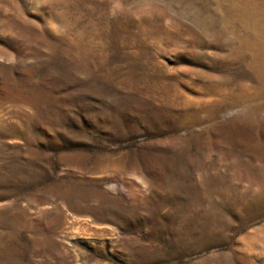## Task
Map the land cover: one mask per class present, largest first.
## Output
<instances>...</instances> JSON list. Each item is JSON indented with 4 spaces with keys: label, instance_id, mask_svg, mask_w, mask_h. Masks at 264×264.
<instances>
[{
    "label": "rangeland",
    "instance_id": "1",
    "mask_svg": "<svg viewBox=\"0 0 264 264\" xmlns=\"http://www.w3.org/2000/svg\"><path fill=\"white\" fill-rule=\"evenodd\" d=\"M0 264H264V0H0Z\"/></svg>",
    "mask_w": 264,
    "mask_h": 264
}]
</instances>
